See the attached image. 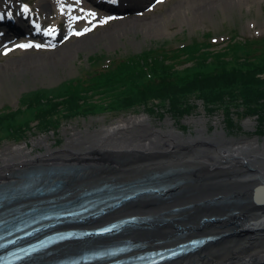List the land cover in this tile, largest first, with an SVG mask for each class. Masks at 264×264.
Returning <instances> with one entry per match:
<instances>
[{
	"label": "bare ground",
	"instance_id": "bare-ground-1",
	"mask_svg": "<svg viewBox=\"0 0 264 264\" xmlns=\"http://www.w3.org/2000/svg\"><path fill=\"white\" fill-rule=\"evenodd\" d=\"M9 1L11 7L7 11L13 13L14 6L18 4ZM105 1L112 4V0ZM141 1L116 0L113 3L115 7L112 8L116 11L121 7L140 4ZM188 1L184 0L173 6L169 10V18L179 14L183 20L190 21L193 17L187 12L189 11L186 4ZM248 2L249 0H200L193 2L196 10L192 14L194 17L205 15L216 10L223 3L230 7L236 4H248ZM153 3L155 4L156 0ZM153 3L152 5H154ZM56 6L60 15H64L63 19L66 20L67 30L75 28L76 31H86L77 26V20L76 22L74 20L75 12H78L74 11L75 2L69 3L65 0H58ZM101 6L111 7L113 5L101 3ZM37 9L39 13H50V2L41 1L37 3ZM117 13L120 12L117 11ZM25 15L27 17L22 14L15 15V20L21 23L23 27H25L24 23L29 24L30 27L32 25L40 26L42 23L47 25V28L41 30L42 38L49 39L50 35L60 33L54 23L48 24V18L43 21V19L36 17L33 9H29ZM96 17L97 15L91 13L86 14L88 25L95 23ZM162 17L153 16L142 21L140 20L141 17L131 18L129 22L114 24L99 34L86 35L71 43L66 42L54 51L48 52L47 56L30 52L16 57L9 54L5 61L0 63V89L6 84L7 79L12 80L14 74H18L20 79L30 71L49 74L50 67L58 70L60 66H67L78 51L94 45L103 37H108L111 43H115L116 38L133 31L143 30L147 33L148 29L160 26ZM3 55L0 54V59ZM199 123L203 126L197 128V134L185 136L172 128L155 129L151 126L146 115H132L95 131H87L86 133L75 131L67 139L64 147L47 148V152L40 154H33L29 149V144L7 147L0 151V191L19 186L29 181L35 174L43 179L40 183L44 186L46 181H60L59 189L52 194L45 195V197H14L16 201L13 204L30 206V203L41 202L42 198L47 197H52L56 201L61 199V195L69 199L79 198L82 193L99 186L124 185L129 187L142 182L147 183L148 176L151 174L165 175L164 178L154 183L168 187L174 183L175 185L178 184L176 182L182 179L185 181L186 178H191L190 187L198 185L206 187V190L193 194L182 193L164 200L151 197L137 198L108 212L104 220L126 215H136L147 219L155 217L157 221L153 223L149 219L148 222L152 226L149 229L135 228L120 234L121 237L137 240L151 247L160 244V241H162L161 244L178 241L179 239L175 234L176 230L178 231L180 227L195 225L196 220L204 215L220 214L224 210L235 209V211L243 212V216L240 217L244 219L243 225L236 224L237 229L239 231L243 229L250 234L253 232L251 230L253 229L252 223L247 222V220H252L254 213L246 211L243 208L245 206L228 203L212 210L207 207L198 208L195 205L223 196V191L226 190L223 188L242 194L245 187L254 182L249 178L251 172L244 168L248 162L262 170L264 174V140L260 141L257 137H243L242 139L230 137L226 135L225 130L221 129L211 135L208 134L204 126V120L199 119ZM246 123L251 125L252 121ZM37 143H44V141L38 140ZM174 192L176 191L174 190ZM179 192L180 190H178ZM241 197L243 196L241 195ZM181 207L190 208L192 211L184 214L183 218H176L175 214H167L170 208ZM247 215L250 216L247 217ZM163 216L168 218L160 222L159 219H162ZM158 217L161 218L158 219ZM226 229H229V226ZM91 244L93 243L87 241L67 242L57 246L55 252L58 254L73 253ZM229 244H220L216 248L204 249L200 253L191 254L167 264H232V259L240 261L235 262V264H243L254 258L261 261L255 264L264 261V246L262 251H254V249L250 252L241 253L237 250L239 241H232ZM229 248H232L231 253L228 251Z\"/></svg>",
	"mask_w": 264,
	"mask_h": 264
},
{
	"label": "rangeland",
	"instance_id": "rangeland-1",
	"mask_svg": "<svg viewBox=\"0 0 264 264\" xmlns=\"http://www.w3.org/2000/svg\"><path fill=\"white\" fill-rule=\"evenodd\" d=\"M21 1L28 2L33 8L41 1L50 2V13H39L37 8L35 12L38 18L43 19V21L48 18V24L54 23L60 32L69 34L62 36L60 40H56L59 46L66 42H75L86 35L99 34L114 26V24L127 23L131 18L141 17L140 20L142 21L153 16L163 17L160 26L148 29L147 33L143 30L133 31L116 38L115 43H111L110 38L103 37L94 45L78 51L67 66H60L58 70L50 67L49 74L30 71L20 79L18 74H14L12 80L7 79L6 84L0 89V115L17 108H25L28 95L36 90H62L66 81L72 78L87 77L93 72L102 71L103 68H107L120 58H133L153 48H162L166 51L167 62L172 64L173 68L183 70L182 73L188 71L184 70L186 67H193L189 70V73L200 68V65L196 62L199 56L202 55H208L207 57H210V60L223 56L226 60L231 61V64L235 63L236 53L237 55L245 54V50L240 47V42L246 43L248 41L244 47L251 51V59L259 56L264 51V0H249L248 4H236L230 7L223 3L216 10L206 13L209 15H197L195 17L192 14L196 10L193 2H199L200 0H189L186 4L189 8L188 14L193 17L190 21L183 20L179 14L171 18L168 16L169 10L184 0H163V2L156 3L144 13L139 12L135 16H133L134 12L126 11L117 20H106L101 23L100 21L103 19L97 18L99 22L95 25H89L87 29L86 18L77 20V26L86 29V31L76 35L74 32L71 33L67 30L66 20L62 18L64 15H59L55 5L56 0ZM66 1L72 2L74 0ZM75 1L74 11H78L75 14H87L90 9L98 11L97 7L92 5L89 0ZM41 25L47 28L46 24L42 23ZM56 48L54 46L52 49L48 48L46 50L13 49L2 56L0 63H3L9 54L16 57L30 52L47 56L48 52L54 51ZM235 49L239 50L235 51ZM124 89L126 87L122 85L106 86L101 84L100 86H93L88 92V102L91 105L95 104L97 109L95 108L90 112L84 111L75 116L68 115L66 111H61L57 119L59 122L57 128L44 130L41 127H33L31 132H28L22 139H14L8 136L6 127L0 124V151L7 147L12 148L16 145L29 144V149L33 154H40L41 152H47V148L58 149L64 147L67 139L75 131L83 133L95 131L132 115H146L151 126L155 129L172 128L185 136L197 134V128L203 126L199 123V119L204 120V126L208 134L211 135L221 129L225 130L227 136L234 138H253L256 136L254 130H256L258 124L257 115L240 116L234 114L233 120L236 126L235 130H231L228 128L222 110L208 114L202 105V100L195 97H191V101L197 103L198 108L180 119H176L170 114L161 117L157 113H149L144 104H138L128 109H120V107L113 104L124 93ZM28 111L26 110L20 120L23 122L31 119V125L36 126L37 121L33 119L35 113H28ZM177 120L188 126L183 128ZM248 121H252V124L248 125L246 123ZM257 137L260 141L264 140V134H258ZM38 140H43L44 143H37Z\"/></svg>",
	"mask_w": 264,
	"mask_h": 264
},
{
	"label": "trees",
	"instance_id": "trees-1",
	"mask_svg": "<svg viewBox=\"0 0 264 264\" xmlns=\"http://www.w3.org/2000/svg\"><path fill=\"white\" fill-rule=\"evenodd\" d=\"M247 43L240 42L245 54L236 53L235 63L231 64L223 56L210 60L208 55H202L196 62L200 68L190 73L192 66L184 68L188 70L184 73L173 68L162 48L144 51L133 58H120L100 72L66 81L62 90L34 91L28 95L25 108L1 114L0 124L14 139H22L33 127L57 128L61 111L72 116L93 111L96 105L88 102V92L93 86L104 84L126 87L113 104L120 109L144 104L149 113L161 117L170 114L180 119L198 108L191 101L195 97L202 100L208 114L222 110L231 130L236 126L234 114L257 115L254 134H264V51L251 59V51L244 47ZM26 110L35 113L36 126L31 125V119L20 120ZM177 121L183 128L188 126Z\"/></svg>",
	"mask_w": 264,
	"mask_h": 264
},
{
	"label": "water",
	"instance_id": "water-1",
	"mask_svg": "<svg viewBox=\"0 0 264 264\" xmlns=\"http://www.w3.org/2000/svg\"><path fill=\"white\" fill-rule=\"evenodd\" d=\"M257 136L253 137L256 138ZM258 138V137H257ZM242 139V138H239ZM209 145V144H208ZM225 148V147H224ZM244 168H246L248 171L251 172L249 174V178H251L254 182L252 185H249L245 187L242 194L235 193L232 191H229L228 188L223 192V196H220L218 198H215L213 200H207L206 202L198 203V205H195V207H207L209 209H216L220 207V205L228 204V203H236L242 206H245L246 211L253 212V219L247 220V222L252 223L251 227L253 229V232L248 234L243 229L238 230L236 224L240 223V225H243L244 219L240 217L243 212L235 211V209L230 210H224L220 214H208L202 216L199 220H196L195 225L189 226V227H180L178 231L176 230L175 234L178 239L183 240V243H179L176 245L178 247L177 249L182 250L178 254L175 255V259H165L164 261L157 263V264H167L176 260H179L183 257H186L191 254L200 253L204 249H211L216 248L220 244L230 245L229 242H237L239 241V245L237 250L241 253H246L250 251H262L264 246V174L262 173V170H259L254 165L250 164L248 162ZM165 175L163 174H156V175H150L149 180H147V183L153 184L154 182L159 181V179L164 178ZM40 177L38 174H35L32 176L31 180L26 181L25 183L10 188L5 189L3 191H0V198L4 200L5 198H14L16 196L20 195H28L32 194L35 191H39L37 188L35 190L34 188V178ZM191 178L182 179L181 181H178L175 185V183L171 186H161L158 187V189L153 188H145L143 191H140L136 194L135 198H155L158 200H164L169 197L176 196L178 194H193L198 191L204 192L206 190V187L203 186H191ZM61 185L60 181L55 180L53 187L51 188H59ZM189 185V186H188ZM174 186V187H173ZM185 186V187H184ZM209 187V186H208ZM172 188V189H169ZM177 189V190H176ZM172 190V191H171ZM174 190L176 192H174ZM178 190L180 192L178 193ZM171 191V192H170ZM229 192V193H228ZM244 194V195H243ZM241 195L243 197H241ZM189 211H192L190 208H170V210L165 213L167 214H175L176 218H183V215L188 213ZM174 215V216H175ZM243 216V215H242ZM250 215H247L249 217ZM161 217H158V219ZM168 217L164 216L162 219H159L161 222L162 220L165 221ZM151 223L154 221H157L155 217L149 218ZM149 219L142 218L141 220H138L137 222H132V224H129L126 229H149L151 228V223H149ZM140 221V222H139ZM227 226H229V229H226ZM194 249V250H193ZM228 251L231 253L232 248H229ZM253 260V261H252ZM249 262H244L243 264H255L260 259H252ZM232 264H235L240 262L238 259L235 261L234 259L231 260ZM264 261L260 264H263Z\"/></svg>",
	"mask_w": 264,
	"mask_h": 264
},
{
	"label": "snow or ice",
	"instance_id": "snow-or-ice-1",
	"mask_svg": "<svg viewBox=\"0 0 264 264\" xmlns=\"http://www.w3.org/2000/svg\"><path fill=\"white\" fill-rule=\"evenodd\" d=\"M112 2L115 3L116 0H112ZM156 2L157 3H161V2H163V0H156ZM21 12L22 13H25V14L28 13L29 12L28 6L27 5H23L22 8H21ZM7 16L10 19L11 16H12V14L9 12L7 14ZM3 19H5V15L3 13H0V20H3ZM108 19H112V17H108ZM100 22L101 23H104L105 21L101 20ZM77 34H79V33H77ZM0 35H2V33H0ZM31 46H32L31 44H19V45H17V47H20V48H29ZM36 46L39 47L40 45H36Z\"/></svg>",
	"mask_w": 264,
	"mask_h": 264
}]
</instances>
